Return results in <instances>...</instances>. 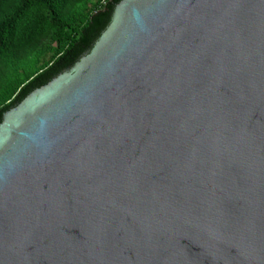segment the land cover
<instances>
[{
  "label": "water",
  "instance_id": "water-1",
  "mask_svg": "<svg viewBox=\"0 0 264 264\" xmlns=\"http://www.w3.org/2000/svg\"><path fill=\"white\" fill-rule=\"evenodd\" d=\"M0 264H264V0H120L4 112Z\"/></svg>",
  "mask_w": 264,
  "mask_h": 264
},
{
  "label": "trees",
  "instance_id": "trees-1",
  "mask_svg": "<svg viewBox=\"0 0 264 264\" xmlns=\"http://www.w3.org/2000/svg\"><path fill=\"white\" fill-rule=\"evenodd\" d=\"M119 1L0 0V122L91 51Z\"/></svg>",
  "mask_w": 264,
  "mask_h": 264
},
{
  "label": "built area",
  "instance_id": "built-area-1",
  "mask_svg": "<svg viewBox=\"0 0 264 264\" xmlns=\"http://www.w3.org/2000/svg\"><path fill=\"white\" fill-rule=\"evenodd\" d=\"M109 0H100L102 4H106Z\"/></svg>",
  "mask_w": 264,
  "mask_h": 264
}]
</instances>
